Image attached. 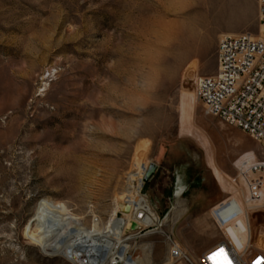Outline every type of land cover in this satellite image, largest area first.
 <instances>
[{
	"label": "rangeland",
	"instance_id": "374dc122",
	"mask_svg": "<svg viewBox=\"0 0 264 264\" xmlns=\"http://www.w3.org/2000/svg\"><path fill=\"white\" fill-rule=\"evenodd\" d=\"M258 23L259 0H0V264H71L44 246L41 202L107 235L152 164L158 226L125 244L139 264H162L168 237L264 251V207L245 211L237 179L261 147L196 96L220 39ZM227 199L239 216L220 229Z\"/></svg>",
	"mask_w": 264,
	"mask_h": 264
},
{
	"label": "built area",
	"instance_id": "2783aa9c",
	"mask_svg": "<svg viewBox=\"0 0 264 264\" xmlns=\"http://www.w3.org/2000/svg\"><path fill=\"white\" fill-rule=\"evenodd\" d=\"M258 26L256 35L241 33L225 35L220 39L217 71L198 80L196 96L209 115L249 134L260 145L264 156V0H259ZM136 173L129 177L131 182H137L138 171ZM146 173L142 177L143 185L138 195L131 204H126L130 207V213L117 212L115 223L109 227L111 229L104 231L115 244L118 237L126 244L148 235L155 227L153 220H160L152 202L143 193ZM239 177L245 179L252 192L251 197L259 198L256 190L263 185L264 159L246 166L237 179ZM235 208L237 205L230 199L213 207L212 218L220 229L239 216ZM131 222H136L141 230L127 234ZM168 243L169 251L162 264H264V252L253 250L249 245L238 250L225 235L198 256H192L172 237H168ZM67 254V258L61 256L71 264H134L135 258L128 251L124 258H120L117 248H102L100 245L92 249L80 245L78 249L74 244L67 249Z\"/></svg>",
	"mask_w": 264,
	"mask_h": 264
},
{
	"label": "bare ground",
	"instance_id": "6f19581e",
	"mask_svg": "<svg viewBox=\"0 0 264 264\" xmlns=\"http://www.w3.org/2000/svg\"><path fill=\"white\" fill-rule=\"evenodd\" d=\"M147 166L140 168L138 172V183L135 186V196L138 195L140 189L143 185L142 177L146 173ZM137 175V174H136ZM245 184V183H244ZM134 188V187H133ZM258 194V192H256ZM243 199V205L246 212L253 211L255 209H261L264 207V199L258 194L259 198L253 199L251 196V191L247 184H245L241 189L240 194ZM134 196V197H135ZM133 197V198H134ZM132 198V199H133ZM123 199V198H122ZM125 203L131 204V198L126 196ZM116 214V213H115ZM39 226L40 232L43 234L45 242V248L53 253H60L67 258V249H71L73 245H77L78 249L81 246H89L90 249L96 245L104 247H113L117 248V253L120 258H124L127 255V245L123 244L124 242L120 240V237H116L118 241L113 243L109 238V235H102L98 231V227L94 226L92 231L85 230L77 222V218L72 216L61 204L52 202V201H43L40 205L39 211ZM155 226H158V219L153 220ZM158 230V229H156ZM154 232V231H152ZM152 232L148 233L151 234ZM85 233V234H82ZM85 235V236H84ZM84 236L82 239L81 237ZM233 245L236 247L234 242L228 238ZM51 243H48L50 242ZM47 243V244H46ZM237 248V247H236ZM238 249V248H237ZM240 250V249H238ZM264 252V251H262ZM103 264H106L104 262ZM134 264H139V262L134 258Z\"/></svg>",
	"mask_w": 264,
	"mask_h": 264
},
{
	"label": "water",
	"instance_id": "95a60500",
	"mask_svg": "<svg viewBox=\"0 0 264 264\" xmlns=\"http://www.w3.org/2000/svg\"><path fill=\"white\" fill-rule=\"evenodd\" d=\"M157 170H158L157 165L152 164L149 166V169H148V171L145 175V179H144L145 183L149 182L154 177ZM121 212L126 213V214L130 213V207L128 205H125L121 209ZM140 230H141V228L136 222H131L128 229H127V234L138 232Z\"/></svg>",
	"mask_w": 264,
	"mask_h": 264
},
{
	"label": "crops",
	"instance_id": "0c3cea01",
	"mask_svg": "<svg viewBox=\"0 0 264 264\" xmlns=\"http://www.w3.org/2000/svg\"><path fill=\"white\" fill-rule=\"evenodd\" d=\"M179 189V188H178ZM214 202H211L207 207L206 209H208Z\"/></svg>",
	"mask_w": 264,
	"mask_h": 264
}]
</instances>
